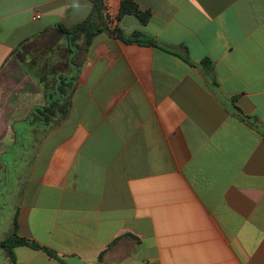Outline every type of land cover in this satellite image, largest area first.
<instances>
[{
	"label": "crops",
	"instance_id": "obj_1",
	"mask_svg": "<svg viewBox=\"0 0 264 264\" xmlns=\"http://www.w3.org/2000/svg\"><path fill=\"white\" fill-rule=\"evenodd\" d=\"M105 2L154 43L73 52L90 0H0V264H264V0Z\"/></svg>",
	"mask_w": 264,
	"mask_h": 264
},
{
	"label": "trees",
	"instance_id": "obj_2",
	"mask_svg": "<svg viewBox=\"0 0 264 264\" xmlns=\"http://www.w3.org/2000/svg\"><path fill=\"white\" fill-rule=\"evenodd\" d=\"M93 3V8L89 16L76 25L73 28H66L64 26L59 27V31L66 36L71 45L70 50L73 52L75 49H79L81 46L78 44L80 40L85 46H90L92 39L95 35L107 32L108 34L114 35L117 34L125 42H137L142 44H153V40L147 38L140 32H134L130 37L126 38L124 33L118 27H113L111 19L107 13V4L105 0H90ZM135 15L140 21L145 24L150 18L148 12H142L138 9V6L135 0H121L120 13L118 18H122L124 15ZM22 46V45H21ZM77 75L68 76L60 75L58 77V91L59 95L57 98L54 97L56 92L49 93L48 101L45 105L37 106L34 109V112L41 116L42 122L44 124H52V120L55 114L61 113L66 117L70 110V93L71 87L75 83ZM55 122L53 121V125ZM1 246L5 248L11 260L14 261L13 248L16 246H29L33 249H41L42 247L35 241L28 240L24 237H21L18 234L17 222L14 224V230L9 237L1 242ZM50 256H55L52 251L45 249Z\"/></svg>",
	"mask_w": 264,
	"mask_h": 264
},
{
	"label": "rangeland",
	"instance_id": "obj_3",
	"mask_svg": "<svg viewBox=\"0 0 264 264\" xmlns=\"http://www.w3.org/2000/svg\"><path fill=\"white\" fill-rule=\"evenodd\" d=\"M7 228V218L6 217H3V218H0V233L2 231H4L5 229ZM14 230V229H13ZM11 235V234H10ZM9 235V236H10ZM8 236V237H9ZM7 238V237H6Z\"/></svg>",
	"mask_w": 264,
	"mask_h": 264
},
{
	"label": "clouds",
	"instance_id": "obj_4",
	"mask_svg": "<svg viewBox=\"0 0 264 264\" xmlns=\"http://www.w3.org/2000/svg\"><path fill=\"white\" fill-rule=\"evenodd\" d=\"M75 7H79V4H78V2L74 5Z\"/></svg>",
	"mask_w": 264,
	"mask_h": 264
}]
</instances>
